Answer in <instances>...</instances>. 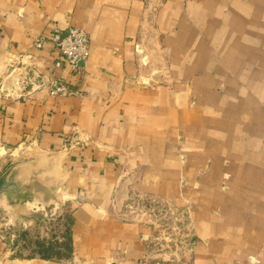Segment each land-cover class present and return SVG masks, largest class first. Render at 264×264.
Returning <instances> with one entry per match:
<instances>
[{
  "label": "crops",
  "instance_id": "obj_1",
  "mask_svg": "<svg viewBox=\"0 0 264 264\" xmlns=\"http://www.w3.org/2000/svg\"><path fill=\"white\" fill-rule=\"evenodd\" d=\"M71 27L78 70L50 40ZM0 86V175L78 202L69 257L0 264H183L147 250L137 195L188 214L185 261L264 264V0H0Z\"/></svg>",
  "mask_w": 264,
  "mask_h": 264
},
{
  "label": "rangeland",
  "instance_id": "obj_2",
  "mask_svg": "<svg viewBox=\"0 0 264 264\" xmlns=\"http://www.w3.org/2000/svg\"><path fill=\"white\" fill-rule=\"evenodd\" d=\"M149 202L137 195L126 204V209L134 212L142 223L148 220L144 224L150 226L151 231L141 236L148 235V241L143 242L147 250L162 255L155 258L161 261L174 258L187 262L185 256L190 249L191 239L188 214H184L182 208L169 199ZM77 206L75 198L62 194L46 200L43 205L35 201L28 203L24 210L9 206L7 211L0 212V254L9 252L8 256L12 259H25L40 250V245L45 241L67 242L71 214ZM156 207L162 208V211H157ZM175 242L177 246H174ZM67 246L68 243L66 248L60 249L62 254L68 253Z\"/></svg>",
  "mask_w": 264,
  "mask_h": 264
},
{
  "label": "built area",
  "instance_id": "obj_3",
  "mask_svg": "<svg viewBox=\"0 0 264 264\" xmlns=\"http://www.w3.org/2000/svg\"><path fill=\"white\" fill-rule=\"evenodd\" d=\"M50 40L52 44L55 46V48L58 50L62 61L66 62V64H68L73 70H78L80 68V64L88 58L89 37L86 31H84L83 29H80L77 27H71L68 29L66 34H62V32L59 29H55ZM41 44L42 42L40 40H37V42L35 43V46L40 47ZM56 65L58 66L59 64H56ZM25 82H26V79L23 78L22 80L18 79L16 83L19 85H24ZM49 90H50V93L53 95L69 94L68 89L65 88L59 82H51ZM0 95H3L6 98L7 97L11 98L16 94H14V92L11 90L5 91L4 88L0 86ZM156 210L161 212L162 208L156 207ZM164 220L165 219H163V221ZM142 240L143 242H147L148 235L142 237ZM180 243L182 245V241H180ZM174 246H177L176 242L174 243ZM164 249H167V248H164ZM149 251L152 252L151 249ZM154 255H157L158 257L162 256L160 254H154ZM176 262L182 263L181 260H176ZM183 264H191V262L190 261L185 262V263L183 262Z\"/></svg>",
  "mask_w": 264,
  "mask_h": 264
},
{
  "label": "water",
  "instance_id": "obj_4",
  "mask_svg": "<svg viewBox=\"0 0 264 264\" xmlns=\"http://www.w3.org/2000/svg\"><path fill=\"white\" fill-rule=\"evenodd\" d=\"M27 162H18L11 164L0 175V200L5 199L10 206L24 209L28 203L34 201L35 194L42 195L44 200L55 198L58 194H52L50 190L44 187L34 176L30 180H22L19 171Z\"/></svg>",
  "mask_w": 264,
  "mask_h": 264
},
{
  "label": "trees",
  "instance_id": "obj_5",
  "mask_svg": "<svg viewBox=\"0 0 264 264\" xmlns=\"http://www.w3.org/2000/svg\"><path fill=\"white\" fill-rule=\"evenodd\" d=\"M66 243H68L67 246V254H62L60 252V249L62 247L66 248ZM40 250L37 251V254L39 255V257L43 260H59L62 259L63 257H69L70 253H71V244H70V237H69V232H68V236H67V242L65 241L64 243H50V245L48 247L44 246V243H42L40 245Z\"/></svg>",
  "mask_w": 264,
  "mask_h": 264
}]
</instances>
